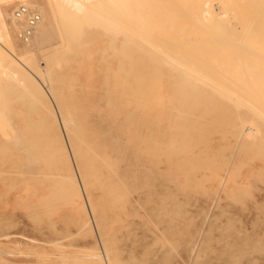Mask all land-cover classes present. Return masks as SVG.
Masks as SVG:
<instances>
[{"label":"rangeland","instance_id":"obj_1","mask_svg":"<svg viewBox=\"0 0 264 264\" xmlns=\"http://www.w3.org/2000/svg\"><path fill=\"white\" fill-rule=\"evenodd\" d=\"M159 1L152 2V7L149 6L152 11L148 12L160 17L154 20L155 14L149 15L157 21V25L166 26L169 34H180L182 31L179 38L184 36L181 38L186 40L184 48L188 49V54L198 58L196 70L192 71L197 77L202 74V80L207 81L196 77L197 82L203 83L198 88L219 91L220 87L228 85L223 86L222 82L229 83L242 74L247 75L249 81L261 83L259 87L252 83L242 85L246 91L248 88L250 95L252 89L262 88L252 93L259 99L257 93L264 92V0H167L170 5L177 4V1L180 5L177 8L181 13L173 12V15L171 12L176 7L172 5L168 9L169 5L164 6L166 1ZM160 3L163 5L160 6ZM88 5L91 9L90 2ZM158 5L167 10L162 9L165 11L161 12ZM33 9L38 10L36 7ZM203 11H210V17L202 19L200 13L204 14ZM162 13L169 16L168 20ZM6 21L16 27L14 31L10 30L16 47L21 51H30L28 63L22 67L43 87L49 98L44 101L36 89H0L5 90L0 98V108L10 114L9 120L0 122V264H43L55 260L66 264H264V95L259 99L263 103L259 110L262 115L258 111L259 106L254 107L259 100L249 101L254 97L247 92L250 97L247 102L244 101L245 93L242 96L238 93L235 100L230 99L227 103L223 101L221 104L196 105V108L186 109L179 107V111L155 102L136 109L128 123L136 125L140 132H151L145 136L148 141L151 139L166 148L163 152L155 150L148 155L150 166L147 176L141 178L140 186H115L119 189L117 194H120L114 196L116 199L107 196L96 199L109 187L92 188L95 202L91 205L86 200L81 174L67 141L64 146L71 161L70 168L63 158L48 154L57 134L50 120L51 110L57 115L58 112L56 101L49 94L51 78L47 73V60L52 59L53 51L50 56L44 52L54 41L28 45L17 35V26L9 16ZM63 22L59 19L57 26ZM157 27L162 31L161 26L155 24L156 30ZM134 28L132 30L136 31ZM152 29L146 37H150ZM56 30L55 26L51 28L50 35H54ZM235 34L237 37H233ZM153 35L149 38L152 43L143 40L145 44L140 42L142 44L138 45L139 52L135 57L140 61L136 64L142 66L146 58L159 59L161 55L168 57L167 60L177 58L172 55H176L173 51L177 45L166 46L168 41L165 39L168 38ZM212 35L218 38H212ZM89 45L87 40L81 47L83 54L68 52V57L61 62L62 76L68 79L64 89H70V85L77 82L76 77L69 76L73 77L81 68H86L84 56ZM165 46L173 48V51L168 49L171 55H166L169 51L165 52ZM65 48L70 50V47ZM180 51L187 52L184 49ZM181 55L185 58V53ZM163 57L161 60H165ZM108 62L110 59L101 60L96 65L100 69ZM127 65L125 71L116 69L114 74L119 77L118 83L122 82L120 77L127 73ZM200 65L203 68H198ZM98 72L95 68L91 74ZM260 72L263 76L258 74ZM85 73L88 74V71ZM210 73L212 78L206 76ZM212 73L217 74V79ZM219 74L225 81L219 80ZM229 74L234 78L228 80ZM82 79H85L84 83H89L96 76L89 77L88 74ZM207 79L211 83L217 80V85L221 83L217 87L220 89L214 83L208 84ZM243 79L246 80V77ZM150 80L151 76L139 77L136 80L139 84L134 88L146 94L148 90L156 91L146 84ZM3 81L0 74V86ZM212 85L214 88H210ZM240 122L249 123L247 125L255 132L246 138L240 136L236 130ZM118 127L123 134L127 126ZM59 128L66 140L61 121ZM138 135L133 151L142 140ZM172 141L175 145L171 144ZM136 191L138 193L135 194Z\"/></svg>","mask_w":264,"mask_h":264},{"label":"bare ground","instance_id":"obj_2","mask_svg":"<svg viewBox=\"0 0 264 264\" xmlns=\"http://www.w3.org/2000/svg\"><path fill=\"white\" fill-rule=\"evenodd\" d=\"M89 2L92 5L91 9L87 7L89 6L88 5ZM152 2H155V0L154 1L153 0H0V44H1L0 45V74L1 76H3V79H4V81L2 82V85L0 86V89H8L10 91L12 89H36L37 93H39L41 97H43V100L48 101L49 97L47 93L44 92L43 87L40 86V84L36 80H33L32 76L25 70V68H23L24 66H26L25 63H28L30 51L29 50L21 51L20 49L16 47L14 40L12 38L13 36L10 32V30L14 31L16 27L10 26L6 21L7 17L9 16L13 24L15 23V25L17 26V30H18L17 35L19 36L20 31L26 25V20H24V18L17 19L14 15L15 9L18 8L20 5H25L32 10H36V9H33V7H36L39 10L37 11L41 15V19L35 26L30 38H28L25 41V43H27L28 45H31L32 43L34 44L36 43V45H38L42 43L43 41H48V40L54 41L50 44L51 47H49L48 50L44 52V53H48V56H50V53L53 51L52 59L47 60V73L50 75L49 77L51 78V81H49V87H50L49 94L56 101L57 112H58V115H57L56 111L54 112V110H51L52 116L50 120L51 122H53V125H54V128L57 134L54 140L55 144L53 147L49 148L48 154L54 158H59V159L63 158L67 167L70 168L71 161L68 158V154L66 153L65 146H64L66 145V141H67L68 146L70 150L72 151L73 155L71 153L70 154L73 156L75 163L81 174L83 190H84V193L87 195L86 200L89 201L91 205H93L95 202L94 197H93L94 188H97V187L108 188L109 187L108 191L102 192L103 194L101 196L96 197V199L97 198L103 199V198H106V196L108 198L119 196L120 194H117L119 189L115 187L119 184L120 185L129 184V186H133V187L135 186V188H137L136 186H140V180L142 177L147 176L146 172L150 166L148 162V155L155 150L157 151L159 150L163 152L166 148L163 144H159L158 142L152 141L151 139L148 141L147 139L148 137H145V136L150 135L151 132L150 133L148 131H146V133L143 131L140 132V129L138 130V127L136 125L128 123V122H131L129 120L131 119L136 109L142 106L148 105V103H152V102L159 103V105H165L166 107H170L171 109H174V110H178L179 107L181 108L183 107L184 109L191 108V107L196 108V105L210 106L214 104L215 105L221 104V102L223 101L227 103L228 101H230V99L233 100L236 94L237 96L239 94L242 96L244 93H245L244 96L246 97L243 96L245 98L243 99L245 102H247L246 99L248 100L250 98L247 95H250V94L248 92V88L246 91L245 87L242 85H245L246 83H249V84L252 83V84H257L258 86L259 84H261L258 81H249L245 71L244 73L246 76L242 74H238L237 77L239 78L230 80L234 86L231 84L230 81L229 83H226V81L222 79V76L220 78V74H219L218 75L219 80L222 79V81L224 80L226 83L225 84L224 82H222V84H224L223 86H226L228 84V85H231V87H234V88H229L230 86L228 85L226 88L220 87L222 89H225V91H223L222 89L217 88L219 87L221 83L219 85L215 84L217 80H214V79L215 78L217 79V74L215 76V74L212 73L214 74L213 76H215L213 77L214 78L213 80L215 81L213 82L215 84L214 86L220 90L217 91L215 89L216 91H214L210 89L198 88L197 86L203 83L197 82L196 81L197 78H199V80H202L204 78V77L202 78V74L199 75V77H197L198 75L196 76V72L192 71V70H196V60L198 58L195 59L194 57L196 56L195 55L191 56L190 54H188V51H187L188 49L186 50L184 48L185 44L183 43H185L186 40L181 39L182 37H184L183 35L181 38H179L181 36L182 31L180 32V34H175V33L169 34L167 33L168 28L165 29L166 26L164 28V26L161 25L160 23L158 25L161 26L162 31L163 29L165 31L162 32L158 30V27H157V30H158L157 31L154 28L155 24L156 26H158L157 21H154V20L156 17H160V15L158 16L153 11L152 13H154L157 16L153 14L154 20L152 19L153 15L148 12L150 11L149 6H151L150 4ZM164 2L166 4L169 1L164 0L163 3ZM163 3L162 4L160 3V6L163 5ZM170 3L171 2H169V4H166V5L164 4V6L169 5L167 6L168 9L172 5H174V7L176 8L180 6L178 5V1H177V4L175 3L177 6H175V4L170 5ZM160 6L158 5V7ZM164 6L160 7L161 10L162 9L167 10L166 8H164ZM176 8L174 11L172 12L170 11L172 15H173V12H176L177 14L181 13V11L179 12L180 8H177L178 10H176ZM237 8L238 7H236V9ZM155 9L153 8V10ZM10 10H11V13L9 12ZM165 10H162L161 12ZM158 11L160 10L158 9ZM203 12L204 14L200 13L202 19H205L206 17L207 18L210 17L209 15L210 11H203ZM235 12L237 11L235 10ZM182 13H183V10H182ZM187 13H188V10H187ZM149 14H151L152 16H150ZM191 14H193V12ZM206 14L209 16H205ZM163 15L165 16V14ZM212 16L214 17V15L211 14V17ZM165 18H167L168 20L169 16L168 17L165 16ZM183 18H184V15H183ZM59 19H62L64 22H66V24L64 22L62 25L58 23L59 26H57V22ZM212 19L213 18H211L210 20ZM171 20L173 21V19ZM153 22H155V24H153ZM196 23L194 22V25ZM200 24H202L201 21L199 22V25ZM54 26L57 28V30L55 34L51 36L50 31H51V28H53ZM132 27H135L136 31L132 30ZM151 29L153 30L154 33L152 32L150 37L153 34L154 35L156 34V36L161 37V38L165 36L164 39L168 38V39H165V41L166 42L168 41V44L169 42L170 43L173 42V44L168 45L165 42L163 43V45L166 44V46H169V47H176L177 45V48L179 46L180 50L184 49L187 52H183V51L181 52L180 50H178L179 51L178 52L176 51L177 48H174L176 50L173 51L172 50L173 48L170 49L169 47L165 46L167 49V51L165 52H168L169 51L168 49H170L173 51V53H176V55L174 56V54L170 53L169 51L168 53L170 54L167 53L166 55L172 54L173 57H177V58H174L173 60H171L172 58L171 59L169 58L170 60H167L168 57L164 58L161 55V58L163 57L165 60H161V58L158 59V57L146 58L147 61L142 66L136 64L138 61H140L138 60L137 57H135L136 56L135 54L139 52L138 45H141L143 43V40L144 42H147V40H149L150 37H146V36L149 35L148 33L150 32ZM219 30H221V28H219ZM219 30L217 32H219ZM184 31L187 32L186 30ZM135 32H137L136 36H133V33L135 34ZM164 32L167 34V36ZM160 34H162V36ZM227 34L226 36L230 35V34L229 35ZM172 35L174 37H172ZM214 36L212 35V38ZM216 37L218 38V36H215V38ZM233 37H237L236 34ZM228 39H231V38H228ZM87 40L90 41L91 46L89 45L88 47L89 50L87 53H85V56H84V58L86 59V68L85 67L81 68L80 72L77 73V75L73 77L69 76V78L76 77L77 82L72 83L70 85V89H64L63 86L64 87L67 86L68 79L62 76L61 70L59 68L61 65V62L64 61L66 57H68L67 55L68 52L71 54L72 53L83 54L84 51L81 49V47ZM176 40L178 41L176 42ZM148 42L152 43L150 40ZM57 44L58 46H56ZM132 45L134 49L132 48ZM180 45H183V46H180ZM65 47L67 48L70 47L69 48L70 50H67ZM148 47H149V44H148ZM182 47L183 49H181ZM114 53L119 54V56L121 55V57L119 56L115 57ZM177 53H179L180 55L182 54L181 56H183V54L185 53L184 55L185 58L183 57L181 58L179 54L177 55ZM191 57L194 59H192ZM117 58L119 59V61H116ZM109 59H110V62H108L106 66H101L100 69L98 65H96V63L100 62L101 60L109 61ZM134 62L136 65H134ZM125 64L126 65L128 64L127 73L125 74L124 77H120L122 82L118 83L119 77L118 76L116 77L114 73L117 68L120 71H125L126 70ZM201 64H204V62ZM95 68H97L99 72L93 73L92 75L91 71L93 70L95 71ZM132 68H134L136 71L133 72ZM198 68H203V65L202 66L200 65V67L198 66ZM242 68L244 69L245 67H242ZM87 71H88L89 77L96 76V79L94 81H90L89 83L85 81L86 83L85 84L84 83L85 79H82V77H86V75L88 76V74L85 73ZM258 74L262 75L261 72ZM210 75H206V76H209V78H212V75L211 76ZM230 75L231 74L227 76L228 80L231 77ZM144 76H151V80L149 82H146V84L151 86L149 89H156V91L148 90V94H146L141 89L134 88L136 87V84H139L138 81L136 80L139 77H144ZM224 76L225 75H223V77ZM243 77H246L247 81L244 80ZM231 78H234V77H231ZM208 81H209L208 84L210 85L213 84L211 83L210 80ZM23 82H26L25 85H22ZM240 86L242 87L240 88ZM212 87L213 85L210 88ZM258 87L256 88V90L257 89L263 90L262 88H258ZM228 88L230 90H228ZM237 89L239 90L242 89V91L239 92ZM243 89L245 91H243ZM253 90L254 89H252L250 92L251 93L250 96L252 97H254L252 93H255L256 91V90L255 91ZM246 92L248 93L247 95H246ZM4 93H5V90L0 91V98ZM263 93L264 92H262V94L257 93L256 97H259V99H261L262 96L264 95ZM259 95H261V97ZM252 99L253 100L249 99V101H254V99H256L255 101L257 102V100H259L255 97ZM263 99H262V102H264ZM236 100L240 102L238 99ZM262 102L261 100H259V102L255 103V105L253 102H249V103H251V105H254V107L259 106V109H258L259 111L263 107L261 105ZM240 104L243 106L241 102ZM256 110L257 109H255V111ZM259 113L260 115H262L260 111ZM183 114L185 117L187 116V113H183ZM9 117H10V114L8 112H4L0 108V122L9 120ZM59 118L65 130L66 140L64 139V136H62V132L60 131V128L58 129V124H60ZM143 119L146 120V118H143ZM247 124L249 123L240 122L239 123L240 126L236 127L238 134L244 138L252 134V132L255 130L254 128H252L251 126ZM120 125L127 126L125 127L123 134L118 127ZM186 133L187 134H185V138L187 139L189 137L188 136L189 131ZM137 134H139L138 135L139 137L140 136L142 137L141 138L142 140L140 141L138 145H136L133 151L132 147L134 148L135 139L137 137ZM190 139H191V136H190ZM171 144L175 145V142L172 141ZM77 187H78V184H77ZM134 190H137V189H134ZM136 193L138 192L136 191L135 194ZM123 194L125 195V193ZM114 198L116 199V197ZM43 264H66V263L55 260V261L45 262Z\"/></svg>","mask_w":264,"mask_h":264},{"label":"built area","instance_id":"obj_3","mask_svg":"<svg viewBox=\"0 0 264 264\" xmlns=\"http://www.w3.org/2000/svg\"><path fill=\"white\" fill-rule=\"evenodd\" d=\"M14 15L17 19L24 18V20H26V25L19 33L20 39L26 41L28 38H30L35 26L40 21L41 15L37 10H32L25 5H20L18 8H16Z\"/></svg>","mask_w":264,"mask_h":264}]
</instances>
